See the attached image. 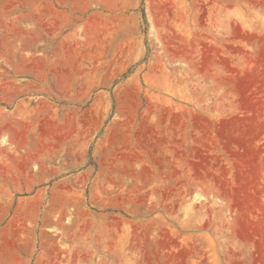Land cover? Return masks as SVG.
Listing matches in <instances>:
<instances>
[{
  "label": "rangeland",
  "instance_id": "obj_1",
  "mask_svg": "<svg viewBox=\"0 0 264 264\" xmlns=\"http://www.w3.org/2000/svg\"><path fill=\"white\" fill-rule=\"evenodd\" d=\"M0 264H264V0H0Z\"/></svg>",
  "mask_w": 264,
  "mask_h": 264
}]
</instances>
